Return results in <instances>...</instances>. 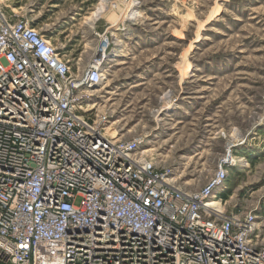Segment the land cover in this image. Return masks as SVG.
<instances>
[{
	"label": "built area",
	"instance_id": "obj_1",
	"mask_svg": "<svg viewBox=\"0 0 264 264\" xmlns=\"http://www.w3.org/2000/svg\"><path fill=\"white\" fill-rule=\"evenodd\" d=\"M100 61L76 74L0 8V264H264L258 214L225 208L226 162L191 191L108 132L85 99Z\"/></svg>",
	"mask_w": 264,
	"mask_h": 264
},
{
	"label": "rangeland",
	"instance_id": "obj_2",
	"mask_svg": "<svg viewBox=\"0 0 264 264\" xmlns=\"http://www.w3.org/2000/svg\"><path fill=\"white\" fill-rule=\"evenodd\" d=\"M0 8L30 20L76 74L103 56L107 76L89 106L110 116V134L139 140L171 184L200 190L226 162L225 208L255 211L264 242V0H0Z\"/></svg>",
	"mask_w": 264,
	"mask_h": 264
},
{
	"label": "bare ground",
	"instance_id": "obj_3",
	"mask_svg": "<svg viewBox=\"0 0 264 264\" xmlns=\"http://www.w3.org/2000/svg\"><path fill=\"white\" fill-rule=\"evenodd\" d=\"M132 10H134L133 9V6H131V5H129L128 6V8H127V10L125 11L126 13H129V12H131ZM135 11V10H134ZM115 42H116V40H115ZM118 42V41H117ZM108 40L106 39V37H105V44H104V47H103V49L104 48H106L107 47V45H108ZM105 50V49H104ZM108 50V49H107ZM104 52V51H103ZM110 52V51H109ZM106 55H108V54H106ZM105 56V55H104ZM103 57V56H102ZM102 57H101V59H102ZM110 57V56H109ZM105 61V60H104ZM100 68H101V70L103 69H105V71H106V66L104 67V63L101 61V63H100ZM103 67V68H102ZM104 72V71H103ZM104 76H105V74H104ZM103 78V77H102ZM98 86H95V85H91V89L90 90H88V92H90V95H92L93 94V91L92 90H95V88H97ZM86 99V102H88V104H89V100H90V98H85ZM140 152L141 153H143V154H146V153H148L149 152V150H147V149H140ZM230 155V154H229ZM231 156V155H230ZM228 157L227 159L230 161V159L231 158H233V156L232 157ZM236 162V160H235V158H233V159H231V163H235ZM170 179H168L167 181H169ZM219 192H222L223 190L222 189H219L218 190ZM263 224V223H262Z\"/></svg>",
	"mask_w": 264,
	"mask_h": 264
},
{
	"label": "crops",
	"instance_id": "obj_4",
	"mask_svg": "<svg viewBox=\"0 0 264 264\" xmlns=\"http://www.w3.org/2000/svg\"><path fill=\"white\" fill-rule=\"evenodd\" d=\"M228 191H226L225 193H224V196H225V194L227 193Z\"/></svg>",
	"mask_w": 264,
	"mask_h": 264
}]
</instances>
